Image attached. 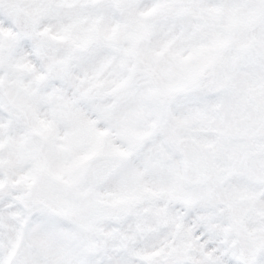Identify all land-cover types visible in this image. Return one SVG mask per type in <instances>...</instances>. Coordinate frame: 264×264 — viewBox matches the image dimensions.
I'll return each mask as SVG.
<instances>
[{"label": "snow or ice", "instance_id": "obj_1", "mask_svg": "<svg viewBox=\"0 0 264 264\" xmlns=\"http://www.w3.org/2000/svg\"><path fill=\"white\" fill-rule=\"evenodd\" d=\"M0 264H264V0H0Z\"/></svg>", "mask_w": 264, "mask_h": 264}]
</instances>
